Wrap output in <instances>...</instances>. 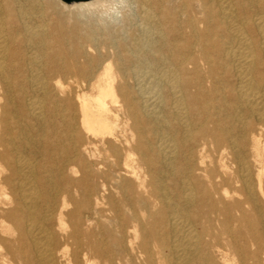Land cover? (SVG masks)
I'll return each instance as SVG.
<instances>
[{
	"label": "bare ground",
	"instance_id": "1",
	"mask_svg": "<svg viewBox=\"0 0 264 264\" xmlns=\"http://www.w3.org/2000/svg\"><path fill=\"white\" fill-rule=\"evenodd\" d=\"M0 264H264V0H0Z\"/></svg>",
	"mask_w": 264,
	"mask_h": 264
},
{
	"label": "water",
	"instance_id": "2",
	"mask_svg": "<svg viewBox=\"0 0 264 264\" xmlns=\"http://www.w3.org/2000/svg\"><path fill=\"white\" fill-rule=\"evenodd\" d=\"M65 2H72V1H84V0H63Z\"/></svg>",
	"mask_w": 264,
	"mask_h": 264
},
{
	"label": "rangeland",
	"instance_id": "3",
	"mask_svg": "<svg viewBox=\"0 0 264 264\" xmlns=\"http://www.w3.org/2000/svg\"><path fill=\"white\" fill-rule=\"evenodd\" d=\"M61 1H63V0H61ZM64 2V1H63Z\"/></svg>",
	"mask_w": 264,
	"mask_h": 264
}]
</instances>
